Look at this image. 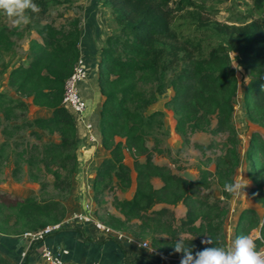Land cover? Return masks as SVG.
I'll return each instance as SVG.
<instances>
[{"label": "trees", "instance_id": "obj_1", "mask_svg": "<svg viewBox=\"0 0 264 264\" xmlns=\"http://www.w3.org/2000/svg\"><path fill=\"white\" fill-rule=\"evenodd\" d=\"M68 1L35 0L40 11L29 12L28 30L30 33L31 23L35 21V31L42 42L30 40L27 64L16 65L13 33L0 23V57L12 55L4 65L9 71V86L18 96L31 98L33 106L52 111L49 117L34 119L26 126L60 136L59 143L32 146L33 155L27 163L36 171L29 178L44 187L42 177L52 176L53 187L61 191L70 188V177L78 162L76 122L62 102L66 81L81 58V22L71 20L69 29L40 22L48 14L50 3L65 5ZM98 1L111 12L117 31L107 38L97 66L98 86L104 100L98 120L92 126L93 132L100 134L102 147L110 157L97 169L93 183L95 199L105 202L107 190L127 194L135 184L130 199L115 196L112 203L115 213L105 210L106 214L100 216L96 211L98 221L111 230L148 242L168 257L181 258L173 245L180 235L196 251L213 246L201 243L207 236L217 246L228 248L225 224L232 196L224 190V185L234 180L241 163L239 139L233 124L238 78L230 53H239L241 65L251 76L244 97L247 117L264 129V0H253L258 17L251 23L233 27L219 25L228 44H208V52L201 39L184 40L181 26H176L180 17L196 6V0ZM0 16L6 15L0 12ZM175 37H180L182 44L199 56L192 61L189 71L177 74L172 72L179 58L173 55L175 48L169 42ZM170 88L175 95L168 105L177 118L178 133L188 144L189 137L200 131H214L215 135L225 137L222 154L204 162L207 167L214 163L216 170L198 167L200 175L196 180L175 173L166 163L155 162L154 153L164 158H171L173 153L170 148H163L158 137L152 148L147 145L153 127L160 130L163 126V113L148 111ZM15 109L26 112L28 105L0 93V114L3 112L4 119L9 120ZM197 145L202 152L217 146L214 141L206 146ZM2 149L4 145L0 147V174ZM24 154L18 157L23 158ZM127 156L134 162L135 181L125 163ZM247 160L251 165L249 179L254 185L251 194L264 207V138L258 132L251 139ZM15 163L19 168V161ZM173 163L178 162L173 160ZM154 180H159L161 186L156 187ZM214 185L222 189L221 200H212L207 193ZM180 205L185 206L186 213L178 218L175 209ZM66 216L65 206L57 200L38 201L35 196L21 199L0 191L2 235L35 233L63 222ZM256 230L260 231V237L252 238L257 250H261L264 222L256 210H244L236 225L235 238L242 234L252 236ZM0 264L11 263L0 255Z\"/></svg>", "mask_w": 264, "mask_h": 264}, {"label": "rangeland", "instance_id": "obj_2", "mask_svg": "<svg viewBox=\"0 0 264 264\" xmlns=\"http://www.w3.org/2000/svg\"><path fill=\"white\" fill-rule=\"evenodd\" d=\"M48 14L42 18L40 24L52 23L57 28L65 27L69 29L70 22L73 19L80 20L81 31L89 26V18L91 12L94 13L96 9H102L98 0H69L65 5L50 3ZM110 14L108 19L109 26L112 29V35L116 33L117 26L113 22L111 12L106 8H103ZM100 11V10H99ZM104 11V10H103ZM258 17L253 9V0H196V6L190 11L185 12L176 23V26H181L182 35L184 40L203 41V47L208 52V44H228V38L224 37L221 33L220 26L224 25L228 27L241 26L249 24ZM0 23L3 27H7L9 31L13 33L12 38L15 42L14 52L16 55L15 63L27 64L29 60V42L31 39H36L42 42L40 36L36 33L37 28L35 21L31 23V31L29 33L28 25L22 28L14 27L7 16H0ZM36 27V28H35ZM30 29V28H29ZM180 37L170 40L175 48L173 55L178 57V64L174 67L172 73L177 74L182 71H189L192 68V61L199 56L189 46L183 45ZM177 40V41H176ZM184 48V49H183ZM230 57L232 64L236 69L238 78V94L235 104V112L233 115V124L236 128L239 139V153L241 156L240 166L236 169L234 174V180L237 178L243 179L248 184L245 188V193L240 196L231 195L229 201L230 212L226 219L225 224V236L229 247V240L234 238V233L238 219L242 212L247 209H254L259 214L262 222H264V207L258 204L251 194L254 188L253 183L249 179V173L251 165L247 160V154L251 149V139L253 134L258 132L264 138V129L260 128L253 122H251L246 114V108L244 104V97L247 87L251 81L249 72L241 65L240 55L238 52H231ZM12 58V55H3L0 57V93H5L11 98L25 102L27 105L31 104V98L18 96L14 89L8 84L9 71L4 69V65L8 63ZM87 68V66H86ZM88 79V78H87ZM175 92L172 88L167 90L162 95L157 103L152 106L148 113L160 111L163 113V126L160 130L153 127L151 134L148 136L147 145L152 148L155 144V137L162 140L163 148H170L172 155L170 157H159L154 153L155 162L158 164H168L172 170L190 180H196L199 178L198 167L208 168L212 172L216 170L214 163L208 165L204 164L207 158L215 159L222 154L224 147L223 143L225 137L223 135H215L214 131L210 132H196L189 138V144L186 139L178 133L177 118L172 110V107L168 105V102L174 97ZM47 114L38 117L35 111L28 110L25 112L22 109H15L13 115L9 120L4 119L3 112L0 114V147L4 145L2 149V173L0 174V186L3 187L1 192L10 194L14 197L25 199L31 196L37 197L38 201L57 200L65 206L67 210L68 219L73 216V207L76 205L77 191H76V174L78 169V162L75 170L70 177V188L67 190H57L53 187L54 181L52 176L42 177L41 181L44 183V187L40 183H36L30 180L29 174L35 172L36 169H30L27 161L30 158L32 146H41L45 143H59L60 136L58 134H49L47 131L37 129L35 127H27V122H31L37 118H47L52 114L51 110H48ZM44 116V117H41ZM14 127V128H13ZM216 128V122H213V130ZM87 134V132H86ZM215 142L217 146L212 150L202 152L198 149L197 144L204 146ZM78 149V146H77ZM30 151V152H29ZM180 151L178 154H175ZM25 153V154H24ZM20 154H24L23 158H19ZM173 160L178 163H173ZM16 161H19L20 167H16ZM125 163L132 170L133 181H135L136 174L133 168V160L126 157ZM19 169V170H16ZM76 184V185H75ZM156 187L161 186L159 180H154ZM12 190L13 193L18 192L21 196H17L8 190ZM135 184L133 188L127 194H121L118 191L107 190L104 196L105 202H97L95 199V193L93 187L92 193V210L93 215L96 216L98 211L100 216L106 214L105 210L115 213V209L112 207L115 196L119 199H130L133 195ZM212 200H221L223 198L222 189L218 185H214L209 191H207ZM159 208V207H158ZM186 213L184 205L180 209H175L176 216L180 218ZM259 230L253 231L252 234L257 235Z\"/></svg>", "mask_w": 264, "mask_h": 264}, {"label": "crops", "instance_id": "obj_3", "mask_svg": "<svg viewBox=\"0 0 264 264\" xmlns=\"http://www.w3.org/2000/svg\"><path fill=\"white\" fill-rule=\"evenodd\" d=\"M94 11V13L91 12L89 26L81 31V57L88 70V79L81 87V94L87 102V109L83 122H76L78 169L77 185L75 184L77 199L73 212H82L87 205H92L91 190L97 169L105 159L110 157L109 152L102 147L100 134L96 135L94 131L96 142L91 143L85 130L87 123L96 124L104 100L98 86L97 66L105 42L112 35L108 22L110 14L103 8ZM28 107L31 112L35 111L38 117L40 114L49 112L48 109L35 107L32 103L28 104ZM3 189L0 186V190ZM8 191L13 193L11 189ZM13 194L21 196L18 192ZM181 207L182 205L178 206L177 210ZM256 234H252V237L259 238L260 231ZM234 239L235 233L234 238L229 240V247L232 246ZM143 243L148 242L114 230L103 231L93 224L73 222L36 244H31L24 235L0 234V255L11 264H45L41 254L46 247L54 253L61 254L65 261L79 264H180L179 258L162 255L149 243V248H145ZM64 252L69 254L63 255ZM24 253L27 254L25 257H23Z\"/></svg>", "mask_w": 264, "mask_h": 264}, {"label": "clouds", "instance_id": "obj_4", "mask_svg": "<svg viewBox=\"0 0 264 264\" xmlns=\"http://www.w3.org/2000/svg\"><path fill=\"white\" fill-rule=\"evenodd\" d=\"M40 7L35 0H0V12L4 13L12 25L22 28L31 22L29 12L39 13ZM248 186L243 179L226 182L224 190L233 196L245 193ZM204 247L196 251L183 235L174 242V252L181 254L180 264H264V251L257 250L251 235L236 237L231 247L217 246L216 241L207 236L201 241ZM144 247H147L144 245Z\"/></svg>", "mask_w": 264, "mask_h": 264}, {"label": "built area", "instance_id": "obj_5", "mask_svg": "<svg viewBox=\"0 0 264 264\" xmlns=\"http://www.w3.org/2000/svg\"><path fill=\"white\" fill-rule=\"evenodd\" d=\"M88 78V70L86 68V63L81 57L78 61L72 75L68 78L65 84V92L63 97L64 107L72 114L75 122H83L84 114L87 109V102L81 94V87ZM85 130L87 132V138L91 143L96 142V137L93 134V126L91 123L85 125ZM73 222H82L95 225L98 229L103 231H110L111 229L98 221L93 215V210L91 206H86L84 211L74 213L72 217L65 219L63 222L48 226L35 233L24 234L28 238L31 244L41 243L49 235L59 232L64 226L70 225ZM143 247L146 245L149 248L148 243H143ZM264 251V247L260 250ZM69 252H64L63 255H68ZM27 254L24 253L23 257ZM41 257L45 264H79L75 262L65 261L61 254L52 252L50 249L44 247L42 250Z\"/></svg>", "mask_w": 264, "mask_h": 264}]
</instances>
